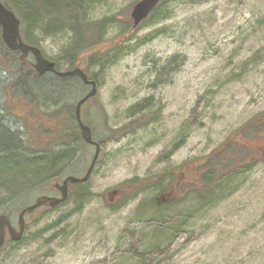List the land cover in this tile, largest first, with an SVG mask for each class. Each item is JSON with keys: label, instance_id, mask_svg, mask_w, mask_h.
Instances as JSON below:
<instances>
[{"label": "rangeland", "instance_id": "rangeland-1", "mask_svg": "<svg viewBox=\"0 0 264 264\" xmlns=\"http://www.w3.org/2000/svg\"><path fill=\"white\" fill-rule=\"evenodd\" d=\"M136 1L78 5L84 26L78 39L94 44L80 60L88 62L97 82L96 94L81 109L93 139L100 141L99 158L85 183L91 197L83 206L69 198L56 209L43 205L27 214L21 242L6 238L0 264H264V132L235 134L250 120L264 119V0H164L131 29ZM35 34L42 53L58 62L57 70H69L64 52L75 35ZM6 56L0 55V122L25 127L34 146L49 148L56 124L35 102L11 94L9 83L20 63L16 54ZM85 93L71 92L65 99L75 104ZM124 125V135L105 139ZM225 139L244 147L223 170L226 181L204 204L191 193L173 207L155 208L150 201L159 196L156 188L123 200L165 172L193 187L199 160ZM73 153L46 189L9 206L0 200V212L11 211L17 226L21 208L38 196L59 195L48 189L51 184L68 175L83 177L94 148L75 146ZM180 192L174 197L181 198ZM150 219L164 222V231L154 234ZM170 224L178 231L166 227ZM159 236L161 255L140 252L147 245L135 250L139 239L150 244ZM141 254L151 256L150 263L138 258Z\"/></svg>", "mask_w": 264, "mask_h": 264}, {"label": "trees", "instance_id": "trees-1", "mask_svg": "<svg viewBox=\"0 0 264 264\" xmlns=\"http://www.w3.org/2000/svg\"><path fill=\"white\" fill-rule=\"evenodd\" d=\"M1 1L19 18L22 39L31 46L38 47L39 38L35 34L37 30L44 35H51L61 31L73 33V35H75V40L64 52L67 56V61L71 64L70 69L79 67L87 73L90 80L96 81L88 71V62L82 63L80 60L81 55L83 56L84 54L94 51L90 50L94 44H85L82 43L83 41L81 38L78 39V32L84 28L80 20H78V5L86 8L93 0ZM163 1L164 0L160 1L157 7L144 21L157 11L163 4ZM131 29L133 28L131 27ZM0 46L3 48V52H0L2 59H6L7 53L16 54V58L20 63L18 71L15 72L14 79L9 83L11 85V94L14 93L18 98H23L26 101L35 102L42 113L48 117V120L53 123L54 126L56 124L55 128H53L49 134L51 136V141L49 142L51 146L48 148L44 145L38 147L34 146L35 144L32 142V137L31 135L29 136V130L25 127L20 125V128L15 127L12 129L0 122V195H2L0 200H3L6 206H9V204H16L22 196L29 195L36 190L46 189L47 187H45V185L47 180L59 175L60 172L58 169L63 166L64 161L68 162L72 160L74 156V147L90 145L81 138L75 118V104H70L65 99L71 92H76L79 96L82 95L84 91H88L90 86L84 84L79 77L75 76L59 77L53 72L40 75L33 68L34 60L32 55H22L18 51L9 50L5 46L1 36ZM7 62L9 65L7 67H10L11 61L8 59ZM54 62L55 68L58 69V62ZM5 67L6 66H4V68ZM70 80L73 84H68ZM141 116L134 121H141ZM126 126L127 125H124L118 129L110 130L109 134L105 135V139H116L124 135L128 131ZM239 131L242 132L243 136L257 137L260 131L264 132L263 117L250 120L243 125V127L237 129L235 134ZM96 142L100 145V141L97 140ZM53 144H57L60 149H53ZM240 147H244L243 143L240 145L237 141L225 139V141L219 144L209 155L202 157L198 165L200 169L194 176V183L190 182L193 183V187L191 188L188 186V181L182 183V180L174 178L173 172H165L160 175H155L152 179L149 178V182L137 186L138 189L131 192L130 196L123 198V200L134 199L139 193L150 188H156L160 190L159 196H153L150 201L151 205L155 208L164 206L173 207L180 201L187 199L191 193L195 194L198 205L204 204L206 199L212 197V194L215 195L221 188L222 183L226 181L225 175H223L222 172L229 167L230 162L234 160L233 158L237 152L243 149ZM245 148L247 149L248 147ZM79 161H83L81 155L78 157V162ZM173 179L174 181L172 182ZM141 180L142 179H138L134 182H139ZM85 183L86 181L69 184L68 195L65 201L53 208L49 207L48 209L53 210L58 208L69 198H74L79 206H83L91 197V192ZM70 186L72 187L71 189ZM48 189L52 190L53 186ZM162 190L167 192L163 194L164 192ZM175 190L181 191L180 193H182L183 196L181 198L174 197ZM23 208H21V210ZM8 212L11 211L3 207V212L0 213L8 214ZM30 213L31 212L26 213V215ZM8 215H10V213ZM149 222L151 223L150 227L154 234H159L164 231L161 228L164 222L153 221L151 219ZM172 225L173 224L166 225V227L170 230H177ZM170 230L169 232H171ZM172 233L174 234V232ZM22 237L23 235L19 240H12L13 243L19 244ZM161 237L162 236H159V239H153L150 241V244H144L142 239H139L138 243L135 244V250H137L138 245H140V247L142 245H147L146 248L142 247L140 252L152 254V251H156V249L163 247V244L159 242ZM167 237L169 238V236ZM163 251L164 250L156 252L161 255ZM143 256L147 259V263H150L151 256L141 254L138 258Z\"/></svg>", "mask_w": 264, "mask_h": 264}, {"label": "water", "instance_id": "water-1", "mask_svg": "<svg viewBox=\"0 0 264 264\" xmlns=\"http://www.w3.org/2000/svg\"><path fill=\"white\" fill-rule=\"evenodd\" d=\"M161 0H138L132 7L131 18L133 20V27L137 26L144 20L158 5ZM0 35L5 46L13 51H19L23 55L31 53L34 58L33 68L38 74L46 72H54L59 77H79L84 84L90 85V90L81 97L75 104V116L79 126L81 138L95 147L89 167L83 177H75L72 175L64 178L61 183L56 182L53 187L60 192V196H38L35 201L24 207L18 214L17 227H14L10 216L5 213H0V249L5 243L6 236L11 240L16 241L21 238L25 229L24 215L34 209L47 204L49 207H55L67 198L68 183L84 182L88 179L91 170L98 158L100 152V145L92 140L91 129L81 120L80 109L81 105L90 97L94 96L97 91L96 81L90 80L88 75L80 68H73L67 71L55 70V63L46 59L40 49L36 46H31L23 42L20 35V20L15 13L7 8L0 0ZM112 191L111 194H115Z\"/></svg>", "mask_w": 264, "mask_h": 264}, {"label": "flooded vegetation", "instance_id": "flooded-vegetation-1", "mask_svg": "<svg viewBox=\"0 0 264 264\" xmlns=\"http://www.w3.org/2000/svg\"><path fill=\"white\" fill-rule=\"evenodd\" d=\"M163 194H165V193H163ZM163 196V195H162Z\"/></svg>", "mask_w": 264, "mask_h": 264}]
</instances>
